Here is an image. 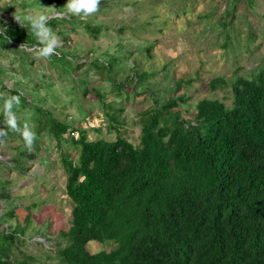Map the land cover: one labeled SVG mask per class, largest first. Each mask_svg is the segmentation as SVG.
<instances>
[{"label": "trees", "instance_id": "16d2710c", "mask_svg": "<svg viewBox=\"0 0 264 264\" xmlns=\"http://www.w3.org/2000/svg\"><path fill=\"white\" fill-rule=\"evenodd\" d=\"M63 19L73 24L70 18ZM9 20L7 26L0 20V26L11 27L7 35L11 44L22 43L21 50L36 44L34 35L29 34L33 38L29 39L16 21ZM48 23L60 25L63 45L70 30L55 18ZM85 26L95 36L100 30ZM12 34L17 40H12ZM57 49L49 59L59 65V71L65 75L75 71L78 76L73 78L88 86L77 70L81 63L72 58L77 55L67 48ZM96 60L117 93L152 73L133 70L115 84L113 69L105 60ZM221 81L225 83L223 78L210 80L209 89L215 90ZM231 84V107L217 98H199L189 119L177 107L191 99L185 92L168 94L162 103L163 96H157L154 105L141 106L136 145L119 135L112 140L89 139L87 128L54 117L35 126L38 133L48 127L57 143L67 139L69 149L77 150V158L70 151L61 155L65 194L72 208L68 229L58 233L65 241L54 251L58 264H264V67L251 77L236 76ZM102 103L107 107L102 109L106 129L117 130L123 119L110 111L112 105L106 103L112 102ZM113 109L123 107L113 104ZM1 119L0 128L13 132L4 116ZM94 131L99 133L100 127ZM12 134L21 140L16 147L19 154L26 153L33 162L41 150L38 141L31 147L33 154L18 133ZM10 161H0V172L12 166L27 170L28 162ZM0 181V220L9 222L0 230V264H25V259H33L23 249L33 241L27 231L32 218L29 209H23L27 216L17 220V205L24 204H13L9 182ZM41 237L34 242H43ZM90 240L115 246L91 252ZM15 253L22 254L23 260Z\"/></svg>", "mask_w": 264, "mask_h": 264}, {"label": "rangeland", "instance_id": "374dc122", "mask_svg": "<svg viewBox=\"0 0 264 264\" xmlns=\"http://www.w3.org/2000/svg\"><path fill=\"white\" fill-rule=\"evenodd\" d=\"M65 3L66 0H0V17H4L5 26L9 19L16 21L33 39L24 18L34 12H63ZM15 17H20L23 27ZM65 18H70L73 24L69 19H55L70 30L63 45L60 25L48 23V26L59 37L58 47L77 55L72 58L81 63L77 70L87 80L85 87L74 79L78 76L75 71L65 75L49 58L37 57L32 50L34 45L21 50L22 43L11 44L7 38L11 27L6 30L3 23L0 26V93L20 97L19 105L13 108L18 123L21 127L29 124L41 147L32 162L26 153L19 154L16 149L21 145L18 135L7 131L10 138H0V161L7 163L14 158L28 162L25 171L12 166L0 172V180L9 182L13 204L18 201L24 204L17 205V220L20 222L27 216L23 209H29L32 218L27 231L33 241L23 249L33 259H25V264H58L54 251L65 244L58 233L68 229L71 218L72 202L65 194L66 173L61 155L70 151L77 158V150L69 149L67 139L57 143L48 127L38 133L35 126L44 118L49 121L54 117L87 128L89 139L103 136L112 140L119 135L136 145L140 136L137 111L141 106H151L157 96H163L160 103L168 94L185 92L191 96L188 103L177 106L189 119L199 98H217L231 107L232 80L236 76L251 77L264 67V0H101L99 11L86 19L71 14ZM85 24L100 27L97 35L88 32ZM15 35L12 40H17ZM90 49L93 55L86 54ZM96 58L105 60L109 69H113L115 84L133 70L152 73L136 87L133 81L130 87L117 93L106 79L107 73L97 67V60L95 64ZM216 78H223L225 83L221 81L215 90H210L209 81ZM189 79L191 83L187 85ZM102 102L123 107L122 111H116L113 104L106 103L112 105V113H119L118 117L123 119L117 130L106 129L108 120L102 109L107 107ZM2 106L0 99V109ZM1 118L0 125L4 126ZM98 127L99 133L94 131ZM63 137L67 138V133ZM29 150L34 152L32 148ZM8 224L7 220H0V230ZM41 236L46 241L38 242L39 245L34 241ZM114 246L94 240L87 243L91 252ZM15 254L23 260L22 254Z\"/></svg>", "mask_w": 264, "mask_h": 264}, {"label": "clouds", "instance_id": "9594fccd", "mask_svg": "<svg viewBox=\"0 0 264 264\" xmlns=\"http://www.w3.org/2000/svg\"><path fill=\"white\" fill-rule=\"evenodd\" d=\"M100 3L101 0H66V3L63 5V12H52L49 14L34 12L27 15L24 19L27 22L29 30L36 38V44L32 49L34 54L39 58H49L55 54L56 48L60 44L59 37L48 26L50 19H63L69 14L86 19L99 11ZM15 19L20 23V17H15ZM20 25L24 26L21 23ZM0 99L3 100V106L0 111H2L4 116L7 129L18 133L25 146L30 149L36 139V134L27 123L21 127L18 123L17 115L13 111L14 105H19L20 97L17 95L4 96V94L0 93ZM6 135L7 131L4 128H0V138ZM41 240L46 241L42 237Z\"/></svg>", "mask_w": 264, "mask_h": 264}, {"label": "crops", "instance_id": "0c3cea01", "mask_svg": "<svg viewBox=\"0 0 264 264\" xmlns=\"http://www.w3.org/2000/svg\"><path fill=\"white\" fill-rule=\"evenodd\" d=\"M2 18H4V17H0V20H2Z\"/></svg>", "mask_w": 264, "mask_h": 264}]
</instances>
